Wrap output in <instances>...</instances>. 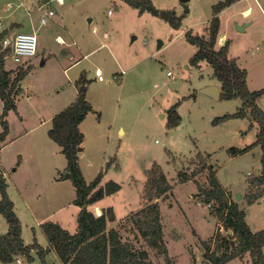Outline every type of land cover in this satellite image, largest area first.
Returning a JSON list of instances; mask_svg holds the SVG:
<instances>
[{
  "label": "rangeland",
  "instance_id": "1",
  "mask_svg": "<svg viewBox=\"0 0 264 264\" xmlns=\"http://www.w3.org/2000/svg\"><path fill=\"white\" fill-rule=\"evenodd\" d=\"M222 1L152 0L157 9L174 10L182 18L181 28L176 29L123 0H0L4 40L30 31L38 38L37 55L22 65L12 60L11 45L0 41V52L10 49L7 70L32 67L22 82L17 111L7 116L10 133L6 140L12 143L1 151L7 193L25 244L37 241L48 247L40 227L45 222L77 231L81 208L74 203L76 190L66 177L67 160L48 132L54 116L70 106L84 87L95 110L81 124L85 139L79 162L84 179L90 184L103 173L102 186L109 181L122 185L118 193L100 202L113 208L109 228L143 206L147 173L157 165L173 184L169 198L158 200L170 256L175 264H210L204 259L202 242L214 237L217 218L208 206L196 202L198 184L178 178V172L191 174L199 167V160L192 162V158L201 154L210 156L209 164L217 169V177L233 199L241 196L238 202L252 230L264 229V197L252 205L246 200L250 190L257 191L249 180L262 171V148L255 144L261 128L249 118L231 117L215 124L218 118L236 113L242 101L216 100L202 93L220 83L206 62L200 67L191 65L197 48L186 39L188 31L209 37L214 6ZM48 9L55 15L42 25ZM219 16L218 44L226 43L220 44L222 37L229 40L230 56L247 69L249 89H264V0L236 1ZM176 104L180 122L171 128L168 112ZM258 104L264 111V96ZM3 109L0 98V133ZM233 147L251 148L232 156ZM205 175L196 177L201 185H208ZM0 231H8L2 214ZM248 260L247 256L228 264H247ZM46 261L60 264L54 251ZM25 264L42 261L35 253Z\"/></svg>",
  "mask_w": 264,
  "mask_h": 264
},
{
  "label": "trees",
  "instance_id": "2",
  "mask_svg": "<svg viewBox=\"0 0 264 264\" xmlns=\"http://www.w3.org/2000/svg\"><path fill=\"white\" fill-rule=\"evenodd\" d=\"M123 1L141 14L148 12L176 29L182 26V18L174 10H159L152 0ZM236 1L225 0L214 6L213 18L207 28L208 38L188 31L186 39L197 48L191 65L200 67L201 62H206L213 69L214 78L221 85L220 99L242 101V107L236 113L218 118L215 124L231 117L249 118L261 128L255 144L262 148V171L258 177L249 180V186L257 188V191L250 190L246 196L247 205H252L264 197V111L258 104L264 96V89H249L247 69L230 56L229 40L224 45L218 44L219 15ZM4 37L5 34H0V41L4 40ZM9 53L10 49L0 52V98L4 104L0 133V214L8 223L7 233L0 236V261L11 264L22 257L31 262L36 253L42 264H47L46 256L54 251L60 264H160L155 258L163 260V264H175L165 241L162 211L158 201L161 198H169L173 184L159 166H153L147 173L142 196L143 206L122 219L116 227H108V220L114 215L113 208L103 209L100 216L89 209L105 197L118 193L122 185L109 181L102 186L103 173L90 184L84 179L79 162V152L85 139L81 124L90 113L95 112L87 100L85 89L79 90L76 100L54 116L52 128L48 132L67 160L66 172L70 174L76 190L74 203L81 208L77 231L71 233L59 223L45 222L40 227L48 241V247H42L37 241L32 245L25 244L21 222L7 193L8 185L1 168V151L10 133L7 116L11 111H17V97L22 92V82L32 67L22 66L17 70H7L5 64ZM178 106L179 104H176L168 112V125L171 128L177 127L180 122ZM250 148L233 147L229 153L236 156ZM196 159L199 160V167L191 174L187 171L178 172V178L181 182L194 180L198 184L196 202L208 206L218 221V230L214 237L202 242L205 261L210 264H228L234 259H244L248 256L247 264H264V229L257 232L252 230L246 219V210L241 207L240 202L233 199L231 191L224 187L217 177V169L209 164L210 156L197 154L192 158V162ZM201 173H206L208 185H201L196 180ZM221 228L231 230L233 235L222 234Z\"/></svg>",
  "mask_w": 264,
  "mask_h": 264
},
{
  "label": "built area",
  "instance_id": "3",
  "mask_svg": "<svg viewBox=\"0 0 264 264\" xmlns=\"http://www.w3.org/2000/svg\"><path fill=\"white\" fill-rule=\"evenodd\" d=\"M57 1L61 2V0H57ZM54 15H55L54 10L52 9L46 10L44 17L41 18V24L42 25L47 24L48 19H51ZM4 43L5 45H11L12 47L11 58L14 61V63L17 65H22L24 63H27L37 55L38 38L35 33H18L11 40L8 38L4 40ZM97 74L99 80L102 81L103 76L101 74V71L97 70Z\"/></svg>",
  "mask_w": 264,
  "mask_h": 264
},
{
  "label": "crops",
  "instance_id": "4",
  "mask_svg": "<svg viewBox=\"0 0 264 264\" xmlns=\"http://www.w3.org/2000/svg\"><path fill=\"white\" fill-rule=\"evenodd\" d=\"M237 1H240V0H237ZM251 9L250 8H248L247 10H245L244 11V13H248L249 11H250ZM14 25H16V24H14ZM16 27V26H15ZM18 33H23V32H18ZM18 33H15L14 35H16V34H18ZM29 33H34V32H32V31H30ZM12 35H13V32H12ZM224 37H222V42H220V44H224V42H226L227 40L224 38ZM60 41H62V40H60ZM69 57H70V59H72V55H69ZM219 87H220V84L218 85ZM24 87L22 86V89H23ZM78 93H79V90H78ZM78 93H77V95H78ZM11 141H7L6 142V144H5V146L4 147H7L8 145H11ZM3 147V148H4ZM91 208H92V210H96V215H100L101 213H103V209H105V207H103L102 205H100V202L98 203V204H96V205H94V206H91ZM98 210L101 212V213H99L98 212ZM93 211V212H94ZM2 229V228H1ZM222 230H224V229H222ZM2 231V230H1ZM0 231V236L1 235H3L2 233L3 232H1ZM35 254V253H34ZM0 264H4V263H2L1 261H0ZM11 264H25V260H24V258H22V257H20V258H18L17 259V261L16 262H14V263H11Z\"/></svg>",
  "mask_w": 264,
  "mask_h": 264
},
{
  "label": "water",
  "instance_id": "5",
  "mask_svg": "<svg viewBox=\"0 0 264 264\" xmlns=\"http://www.w3.org/2000/svg\"><path fill=\"white\" fill-rule=\"evenodd\" d=\"M238 29H239V30H243V27L238 26ZM241 65H242V64H241ZM83 89H85V87H84ZM202 93L207 94V95L213 97L214 99L218 100V99H220V97H221V88H220L219 86H217V85L208 86V87H206V88H204V89L202 90ZM66 177L69 178V177H70V174L68 173V174L66 175ZM240 198H241V196L239 195V196H238V199H237L236 201H239ZM227 235H228V236H232V235H233V232H232L231 230H228V231H227Z\"/></svg>",
  "mask_w": 264,
  "mask_h": 264
},
{
  "label": "bare ground",
  "instance_id": "6",
  "mask_svg": "<svg viewBox=\"0 0 264 264\" xmlns=\"http://www.w3.org/2000/svg\"><path fill=\"white\" fill-rule=\"evenodd\" d=\"M224 39V38H223Z\"/></svg>",
  "mask_w": 264,
  "mask_h": 264
}]
</instances>
